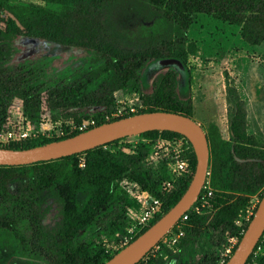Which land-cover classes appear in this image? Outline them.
<instances>
[{
    "label": "rangeland",
    "instance_id": "obj_1",
    "mask_svg": "<svg viewBox=\"0 0 264 264\" xmlns=\"http://www.w3.org/2000/svg\"><path fill=\"white\" fill-rule=\"evenodd\" d=\"M9 2L14 6H40L53 11L63 8L58 0ZM94 17L104 28L102 40L109 46L108 49L96 45L56 43L45 38L6 37L1 47L3 54L0 55V106L9 109L10 113L16 111L17 115L23 112L32 125L42 123L48 126V123L59 126L73 119L43 108L46 104L39 106V113L32 118L21 106L19 97L10 96V77L29 75L36 79L37 86L42 85L41 88L45 89V86L67 83L90 71L103 63L105 53L164 50L167 47L179 50L183 56H187L185 66L189 78L185 87L175 70L178 73V88L190 89L194 118L202 123L209 141L207 177L197 201L189 211L202 214L206 220L199 231L187 236L185 224L180 219L179 225L176 224L137 264H151L160 261V258L164 264H207L216 255L219 259L215 264H221L224 249L236 247L264 194V188L254 193L225 191L234 196L230 203L239 197L245 205L237 211L232 234L228 231L221 234L216 228L214 219L220 207L214 206L211 201L217 198V192L220 191L215 187V180L220 178L221 167L233 156L230 120L235 111L233 102L238 98L245 103L248 135L264 148V41L258 45L248 44L241 39L240 27L205 13L196 14L193 24L183 31L173 21L166 19L161 9L146 0H108ZM76 18L77 11L72 9L70 21ZM158 58L163 57L151 59L141 69L142 79L139 82H132L129 87L114 93L115 104L120 101L128 104L140 102L142 108L138 107L136 113L155 105L146 88L166 70L172 69L147 72L148 65ZM147 97L149 102H145ZM104 111L108 110L95 107L86 114L88 117H101ZM7 123L2 122L0 130ZM138 140L137 136L125 137L119 143L120 149L116 148L117 142L104 149L140 155L143 146L137 144ZM17 141L33 144L39 139ZM149 151L150 147L145 149L143 162L153 170V177L163 176L167 170L166 159H152ZM21 166L16 168L20 178L9 181L6 189L0 193V264H65V251L57 236L62 224L63 203L51 190H25V186L33 183L42 168L31 164ZM164 179L161 178L159 185ZM179 183L167 196L177 189ZM83 199L84 196H80V200ZM230 212L229 209L228 214ZM125 232L126 228L124 232L110 234L105 226L86 229L81 233L79 243L102 242L105 253L112 256L119 249L120 238ZM263 256L264 244H261L249 264H258L259 258Z\"/></svg>",
    "mask_w": 264,
    "mask_h": 264
},
{
    "label": "trees",
    "instance_id": "obj_2",
    "mask_svg": "<svg viewBox=\"0 0 264 264\" xmlns=\"http://www.w3.org/2000/svg\"><path fill=\"white\" fill-rule=\"evenodd\" d=\"M106 1L108 0H58L63 8L61 11H53L40 6H14L9 0H0V55L3 54L1 49L3 41L11 36L45 38L56 43L77 46L96 45L108 49L109 46L102 40L104 28L94 17L99 14V9ZM146 1L161 9L166 19L173 21L183 31H187L193 24L196 14L205 13L240 27L241 37L248 44L258 45L264 41V0ZM72 9L77 11V18L73 22L70 21ZM104 56L103 63L90 71L67 83L53 87L45 86V89L41 88L42 85L37 86L36 79L29 75L10 77L9 82L12 84V87H9L10 96L19 97L21 106L32 118L39 113V106L46 104L42 107L67 119L71 118L79 124L90 118L86 113L92 108H104L108 111L115 109L118 104H115L114 93L129 87L132 82H139L142 79L141 69L151 59L175 57L184 64L187 60V56H183L179 50H172L169 47L164 50L105 53ZM178 85V73L173 69L166 70L146 88L155 105L143 112L165 110L185 114L194 119L190 89H179ZM142 87L145 88L143 84ZM148 98H145V102H149ZM233 103L235 111L230 120L233 156L229 157L221 167L220 178L215 180V187L220 191L217 192V198L211 201L214 206L220 207L214 222L221 234L226 231L233 233L234 218L237 211L245 205L239 197L230 203L234 196L225 191L254 193L264 188V148L247 133L245 103L240 98ZM10 116V110L0 106V124L7 122ZM95 118L100 119V117ZM101 123L105 121L99 120L95 126ZM80 132L74 131L66 136L52 139H39L33 144L23 141L0 143V147L24 149L71 137ZM140 136L173 138L182 135L173 131L152 130ZM141 146L143 147L140 155H131L122 151L110 152L104 149L105 145H102L60 159L31 164L39 166L42 170L32 184L25 186V190L30 192L51 190L63 203L62 224L57 232L65 251L63 263L104 264L111 257L105 253V245L102 242L80 244L79 238L84 230L101 226L107 227L110 234L124 232L129 198L120 184L123 178H131L144 188L155 192L161 178L168 177L167 170L164 177H153V170L149 169L142 159L149 145L141 144ZM191 150L192 172L182 178L177 189L165 198L163 212L152 221L150 226L180 199L189 186L196 166V156L192 147ZM19 167L22 166H0V193L6 189L9 181L20 178L16 173V168ZM82 195L83 201L80 200ZM220 196H228V198L222 199ZM229 209L231 212L228 214ZM187 213H189L188 218L180 221L185 224V232H188L187 236H189L199 231L206 219L202 214L192 210ZM256 249L257 247L246 264L250 263ZM218 259V255L213 256L207 264H215ZM151 264H164V260L160 258V261H153ZM258 264H264V256L259 258Z\"/></svg>",
    "mask_w": 264,
    "mask_h": 264
},
{
    "label": "water",
    "instance_id": "obj_3",
    "mask_svg": "<svg viewBox=\"0 0 264 264\" xmlns=\"http://www.w3.org/2000/svg\"><path fill=\"white\" fill-rule=\"evenodd\" d=\"M168 68L179 73L182 84L186 87L189 71L178 58H158L148 65L147 72ZM152 130L173 131L184 136L192 145L196 166L189 186L180 199L141 235L104 262V264H137L194 205L205 183L209 166V143L206 132L196 120L185 114L165 110L136 113L45 144L24 149L0 147V166H21L56 160ZM263 231L264 194L225 264H246Z\"/></svg>",
    "mask_w": 264,
    "mask_h": 264
},
{
    "label": "built area",
    "instance_id": "obj_4",
    "mask_svg": "<svg viewBox=\"0 0 264 264\" xmlns=\"http://www.w3.org/2000/svg\"><path fill=\"white\" fill-rule=\"evenodd\" d=\"M136 99L139 101L138 96ZM138 107L140 109L142 108L140 102L139 104H128L120 101L115 109L104 111L100 119L90 117L79 124L70 120L59 126L49 125L48 123L46 124L48 126H44L42 123L39 125H32L26 114L21 112L17 115V112L13 111L11 112V118L7 121L6 127L0 130V143H13L17 140L27 139H52L66 136L74 131L82 132L89 129L91 126H95L99 120L109 122L116 118L135 114L138 112ZM136 136L139 137L137 144L149 145V155L152 159H166L168 177L163 180L155 192L144 188L139 182L131 178L125 177L121 180L120 184L128 194L129 204L125 212L126 232L120 238L121 244L118 250L129 244L142 230L150 226L152 221L163 212L164 201L167 194L175 187L176 183L192 172L189 154L191 146L190 142L184 136L173 138H146L140 135ZM123 139L124 138H121L110 143L114 144L117 142L118 146L116 148L120 149L121 146L119 143H121ZM107 144H105V146H109ZM132 147H135V145ZM82 165H84L83 161ZM187 212L182 216L181 220H186L188 218L189 213ZM244 232L245 230H243V233ZM261 244H264V231L256 245L257 249L261 247ZM235 248L236 247L228 246L224 249V257L220 261L221 264L227 262Z\"/></svg>",
    "mask_w": 264,
    "mask_h": 264
},
{
    "label": "crops",
    "instance_id": "obj_5",
    "mask_svg": "<svg viewBox=\"0 0 264 264\" xmlns=\"http://www.w3.org/2000/svg\"><path fill=\"white\" fill-rule=\"evenodd\" d=\"M218 20V19H217ZM241 39H242V37H241ZM243 40V39H242ZM194 120H196L195 118H194ZM200 125L202 124L201 122H199V121H197ZM202 126V125H201ZM203 129H204V127H203ZM205 131V130H204ZM205 132H207V131H205ZM207 134V133H206Z\"/></svg>",
    "mask_w": 264,
    "mask_h": 264
}]
</instances>
